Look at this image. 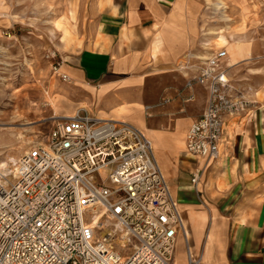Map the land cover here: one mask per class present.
I'll return each instance as SVG.
<instances>
[{
    "label": "built area",
    "instance_id": "1",
    "mask_svg": "<svg viewBox=\"0 0 264 264\" xmlns=\"http://www.w3.org/2000/svg\"><path fill=\"white\" fill-rule=\"evenodd\" d=\"M209 45L178 67L184 89L206 92L184 138L185 152L204 161L190 175L201 203L200 180L220 155L226 121L250 116L257 105L251 87L229 78L225 48ZM60 68L56 62L52 71L69 83ZM168 103L163 98L143 111L148 116ZM49 120L48 142L41 136L29 143L12 178L0 177V264H175L181 211L147 135L83 107ZM199 263L187 254L185 264Z\"/></svg>",
    "mask_w": 264,
    "mask_h": 264
},
{
    "label": "crops",
    "instance_id": "2",
    "mask_svg": "<svg viewBox=\"0 0 264 264\" xmlns=\"http://www.w3.org/2000/svg\"><path fill=\"white\" fill-rule=\"evenodd\" d=\"M188 1L87 0L60 72L70 78L68 87L77 94L78 108L103 119H124L156 140L157 145L150 139L163 159L161 163L156 156L184 227V236L177 237L175 264H185L187 254L199 264H264V101L250 116L226 121L220 155L209 162L200 180L203 203L191 186L192 169L202 168L204 161L185 152L184 138L206 106V92L184 89L177 67L190 54H206L201 49L206 39ZM231 45L224 60L230 67L264 47L260 40L242 48ZM151 77L166 78L159 89L169 103L148 131L135 116H146L143 108L150 105H144V91ZM258 92L264 93V85ZM190 96L193 100L188 101ZM56 109L53 103L55 115ZM153 111L146 117L154 116ZM183 174L188 183H181ZM177 246L182 247L181 261Z\"/></svg>",
    "mask_w": 264,
    "mask_h": 264
},
{
    "label": "rangeland",
    "instance_id": "3",
    "mask_svg": "<svg viewBox=\"0 0 264 264\" xmlns=\"http://www.w3.org/2000/svg\"><path fill=\"white\" fill-rule=\"evenodd\" d=\"M86 3L87 0H0V177L4 179L12 178V166L29 143L41 136L44 143L48 142L49 118L55 116L53 103L57 105L56 115L78 108L76 92L54 74L52 67L56 62L62 65L73 47ZM189 4L199 33L213 49L227 50L226 46L236 43L242 48V44L257 40L264 46V0H190ZM209 32L215 33L208 36ZM259 51L230 71L233 82L253 89L257 105L264 101V93L258 92L259 85H264V47ZM165 79H148L146 86L150 88L144 91V105L153 106L167 97L159 89ZM160 108H155L150 118H135L150 131L152 123L164 115ZM153 138L150 137L157 145ZM154 153L162 163L156 146ZM181 177V183H188V175ZM84 219L92 220L86 216ZM181 248H176L178 261L182 259Z\"/></svg>",
    "mask_w": 264,
    "mask_h": 264
},
{
    "label": "bare ground",
    "instance_id": "4",
    "mask_svg": "<svg viewBox=\"0 0 264 264\" xmlns=\"http://www.w3.org/2000/svg\"><path fill=\"white\" fill-rule=\"evenodd\" d=\"M232 46V45H231ZM229 47V46H228ZM228 50V49H227ZM233 52V51H232ZM231 53V52H230ZM232 56V55H231ZM230 67V66H229ZM232 68V67H231ZM75 113V112H74ZM73 113V114H74ZM72 114H67V115H55V116H71ZM7 180V179H6Z\"/></svg>",
    "mask_w": 264,
    "mask_h": 264
}]
</instances>
